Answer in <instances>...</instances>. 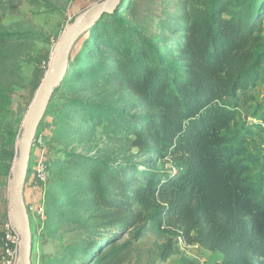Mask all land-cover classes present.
Wrapping results in <instances>:
<instances>
[{"label": "trees", "instance_id": "obj_1", "mask_svg": "<svg viewBox=\"0 0 264 264\" xmlns=\"http://www.w3.org/2000/svg\"><path fill=\"white\" fill-rule=\"evenodd\" d=\"M263 11L178 0L155 20L149 3L121 0L81 37L53 93L44 204L49 236L64 223L86 233L44 264H110L150 232L169 236L163 259L181 237L220 253L210 264H264V105L244 117L241 104L264 82ZM1 22L0 48L35 35ZM13 94L0 80V117Z\"/></svg>", "mask_w": 264, "mask_h": 264}, {"label": "rangeland", "instance_id": "obj_2", "mask_svg": "<svg viewBox=\"0 0 264 264\" xmlns=\"http://www.w3.org/2000/svg\"><path fill=\"white\" fill-rule=\"evenodd\" d=\"M102 0H1L0 15L2 29L12 32L33 31L34 37L20 42H12L0 48V80L13 85L14 94L7 113L0 117V254L4 223L10 216L9 188L12 179L14 161L18 158V142L22 137L24 122L35 101L40 85L46 78L54 50L65 29L83 11ZM178 0H140L149 3L151 15L157 20L162 16L163 9H173ZM264 15V11H263ZM83 37V36H82ZM76 43L72 57L75 56L82 40ZM61 103V93L53 96L35 136L32 146L30 167L25 187H30L36 161L44 157L49 161L55 157L51 148L53 114L55 107ZM244 117H249L251 105H264V82L241 98ZM263 138L256 137L253 145L262 149V159L256 171H264V132ZM81 149V145L75 146ZM25 191V190H24ZM40 191L33 190L31 200L38 203ZM32 229V264H44L48 257L60 255L64 247L79 239L86 233L78 223H64L55 236H49L45 217H35L29 212ZM131 239V233L113 243L121 245ZM168 235L159 236L147 233L126 250L117 260L110 264H197L203 259L210 264L220 256L200 246H187L181 237L174 239L172 255L163 259L159 256L160 245Z\"/></svg>", "mask_w": 264, "mask_h": 264}, {"label": "water", "instance_id": "obj_3", "mask_svg": "<svg viewBox=\"0 0 264 264\" xmlns=\"http://www.w3.org/2000/svg\"><path fill=\"white\" fill-rule=\"evenodd\" d=\"M120 3L121 0H102L83 11L68 25L54 50L46 78L27 114L23 134L18 142L19 155L13 164L9 188L10 218L21 232L19 264H32V229L24 188L38 127L55 89L63 80L76 43L105 13H114Z\"/></svg>", "mask_w": 264, "mask_h": 264}, {"label": "built area", "instance_id": "obj_4", "mask_svg": "<svg viewBox=\"0 0 264 264\" xmlns=\"http://www.w3.org/2000/svg\"><path fill=\"white\" fill-rule=\"evenodd\" d=\"M261 126L264 128V121H261ZM35 141V140H34ZM34 144V142H33ZM50 183L49 164L44 157H40L35 164L33 178L31 179L30 188L40 191V199L38 203H26V208L35 217H45V204L44 198L47 187ZM25 190V188H24ZM20 240L21 232L14 224L10 216L4 223V235L2 238V251L0 254V264H19L20 256ZM197 264H207L203 259H198Z\"/></svg>", "mask_w": 264, "mask_h": 264}, {"label": "crops", "instance_id": "obj_5", "mask_svg": "<svg viewBox=\"0 0 264 264\" xmlns=\"http://www.w3.org/2000/svg\"><path fill=\"white\" fill-rule=\"evenodd\" d=\"M252 90H254V89H252ZM31 197H32V190H31L30 187H28V184H27V186L25 187V191H24L25 203L28 204L29 202H32ZM186 245L190 246V247L193 246V245L197 246V244H186Z\"/></svg>", "mask_w": 264, "mask_h": 264}]
</instances>
